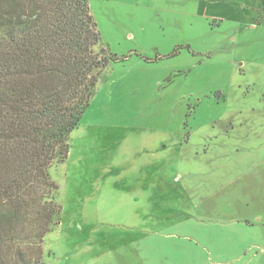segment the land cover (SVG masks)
<instances>
[{"label": "rangeland", "instance_id": "obj_1", "mask_svg": "<svg viewBox=\"0 0 264 264\" xmlns=\"http://www.w3.org/2000/svg\"><path fill=\"white\" fill-rule=\"evenodd\" d=\"M89 1L118 60L102 71L70 134L69 164L50 168L63 210L44 239L46 263L264 264L263 225L174 214L140 240L112 232L108 241L106 230L119 228L106 224L110 203L86 195L87 173L118 161L107 146L127 130H175L186 139L236 127L254 136L249 162L264 154V0Z\"/></svg>", "mask_w": 264, "mask_h": 264}, {"label": "trees", "instance_id": "obj_2", "mask_svg": "<svg viewBox=\"0 0 264 264\" xmlns=\"http://www.w3.org/2000/svg\"><path fill=\"white\" fill-rule=\"evenodd\" d=\"M114 60L89 0H0V264H47L63 210L50 168Z\"/></svg>", "mask_w": 264, "mask_h": 264}, {"label": "crops", "instance_id": "obj_3", "mask_svg": "<svg viewBox=\"0 0 264 264\" xmlns=\"http://www.w3.org/2000/svg\"><path fill=\"white\" fill-rule=\"evenodd\" d=\"M253 138L232 127L212 135L193 131L186 139L175 130H127L111 139L107 153H115L118 161L100 163L87 173L91 186L86 194L110 203L106 224L119 228L106 230L108 241L112 232L140 240L174 214L264 226V154L247 160L254 153L249 150ZM260 147L259 152L264 143ZM115 210L119 220L110 221Z\"/></svg>", "mask_w": 264, "mask_h": 264}]
</instances>
